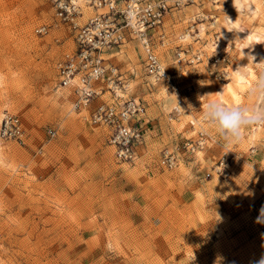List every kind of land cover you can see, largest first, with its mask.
Segmentation results:
<instances>
[{"label": "rangeland", "instance_id": "obj_1", "mask_svg": "<svg viewBox=\"0 0 264 264\" xmlns=\"http://www.w3.org/2000/svg\"><path fill=\"white\" fill-rule=\"evenodd\" d=\"M231 1L172 9L164 18L163 47L152 32L173 88L146 76L141 45V52H130L132 75L106 59L129 83L132 98L146 108L151 99L170 133L169 141L152 146L142 161L121 163L106 130L87 121L88 110L73 109L70 89L59 88L56 65L74 44L68 27L55 25L52 3L0 0V119L5 112L18 115L27 136L25 145L0 139V264H259L264 259V175L251 164L264 152L258 153L256 142L218 153L211 147L195 160L185 157L174 170L158 164L161 149L179 140L189 122H198L190 137L205 127L203 83L196 89V80L201 76L216 84L213 91L228 83L216 80L207 62L223 22L237 19L238 27L264 36V15L238 17ZM79 4L83 24L95 11ZM215 18L224 21L213 27ZM42 25L48 32L36 34ZM230 27L222 30L230 47L226 71L247 64L255 77L260 66L240 52L234 37L244 34L229 32ZM184 49L203 51L204 59L180 68L174 60ZM235 93L240 103L248 102L243 92ZM98 99L111 98L106 93L92 106ZM224 152L233 159L227 179L213 172Z\"/></svg>", "mask_w": 264, "mask_h": 264}, {"label": "built area", "instance_id": "obj_2", "mask_svg": "<svg viewBox=\"0 0 264 264\" xmlns=\"http://www.w3.org/2000/svg\"><path fill=\"white\" fill-rule=\"evenodd\" d=\"M48 1L53 5L55 25H66L72 33L74 44L73 50L64 53L56 65L59 88L70 89L74 97L73 109L80 112L88 110L87 121L106 130L115 159L121 163H134L136 149L144 140L145 108L132 98L129 83L123 79L117 67L106 62L105 55L124 44L127 35L134 36L143 51L146 76L153 83L173 88V78L153 45L152 32L159 31L158 42L163 47L165 35L161 28L166 14L172 9L200 4L203 0H81L83 6L95 11L83 24L79 22L83 16L79 0ZM47 28L42 25L35 29V33L44 35L48 32ZM214 46L207 62L216 80L223 82L225 79L220 76L219 70L226 71L230 47L227 43L221 46L216 43ZM204 56L203 51L190 53L184 49L176 53L174 64L180 68L195 65L202 62ZM106 93L111 99L101 101L91 110L92 101ZM195 123L190 122L191 128ZM48 135L52 138L55 132L50 130ZM0 139L25 145L26 131L18 115L9 112L2 115ZM211 139L208 132L205 134L199 128L194 137L162 149L158 164L166 170H174L184 162L185 157L195 160L198 154L207 149ZM230 155L224 152L213 170L222 179L230 176L233 161Z\"/></svg>", "mask_w": 264, "mask_h": 264}, {"label": "clouds", "instance_id": "obj_3", "mask_svg": "<svg viewBox=\"0 0 264 264\" xmlns=\"http://www.w3.org/2000/svg\"><path fill=\"white\" fill-rule=\"evenodd\" d=\"M233 5L238 12V17L251 16L256 12L264 15V0H257L255 4L253 0H233ZM229 24L231 26L229 32L242 33L246 30L242 26L238 27L236 21L232 22L229 19ZM246 38L254 39L252 35ZM257 65L260 66V70L255 77L250 75L247 65L237 66L235 70L230 68L224 72L219 70L220 76L228 83L222 87L221 92L210 94L218 95L220 98L208 102L205 106L203 121L207 127L202 128V131L207 134L209 130H214L223 146L239 144L245 138V132L254 125L264 126V63ZM226 91L230 94L243 92L248 102L240 103L237 97L236 103L226 104L224 103ZM259 264H264V259Z\"/></svg>", "mask_w": 264, "mask_h": 264}, {"label": "crops", "instance_id": "obj_4", "mask_svg": "<svg viewBox=\"0 0 264 264\" xmlns=\"http://www.w3.org/2000/svg\"><path fill=\"white\" fill-rule=\"evenodd\" d=\"M219 20L224 21V19H219ZM235 20L237 21V19H235ZM226 24L227 23L224 21L223 24L221 25V31L226 29V27H227ZM238 24L241 25L239 22H238ZM164 25H165V23L163 24V26ZM163 26L161 28L162 32H163ZM157 33H159V31H157ZM235 34H237V33H235ZM130 52H133V53L134 52H136V53L141 52V48H140V44H139L138 40L134 36L127 35L125 43L122 44L121 46L111 50L110 52L106 53L105 58L108 61H110V59H111L112 62L118 63L121 66L122 70L127 72L129 75H132L133 73H135V67H134V63L131 62ZM141 53H143V51ZM141 63H142V68L144 69V55H142V62ZM144 72H145V70H144ZM196 81H197L196 85H195L196 89H199V86H200L199 84L201 82H203V84H202L203 88L201 91H202V99L205 101V103H203V101H202V107L200 109L201 112H203L204 111V105L206 106V104L208 102L215 100V96H211V95L203 96L204 95V89L205 90L208 89L211 91L212 94H216V91L218 88H216L215 91H213L212 89L215 88L217 85L210 82L205 77L200 76L199 79ZM147 101H148L146 103L147 108L145 107V105L142 104L143 107L145 108V117H144V121H143L144 140H143L142 145L136 149V154H137L136 161L137 162H139V160L142 161L144 153L148 154L149 151L151 150L152 146H155L157 144H161V142H164L165 140L169 141V139H170L167 137V135L170 136V133L167 132L168 130L165 127V124H163V119L162 118L158 119L159 113H157V111L155 109L156 106H153V107L151 106V103H150L151 99L150 98ZM100 102L98 99L96 101V103H94V106L99 104ZM192 103L190 105L194 106V104H192ZM224 103L232 104L234 102H233V100H231V98H229L228 96H225ZM92 104H91V107H94V106H92ZM205 127H207V126L205 125ZM185 128H186V126H185ZM261 129H262V126L254 125L253 127H251L250 129H248L245 132V138L239 144H236V145L229 144L227 146H223L222 142H220L218 140L214 130H209L208 134L212 138L211 139L212 141L208 145L206 150H209L211 147H213V148H215V151H213V152L218 153L220 151V149H229V148H232V146H233V149L235 151V148L238 149L239 145H241V144L248 146V145H251L252 143L256 142V145L260 146V150H258V153L264 152V133H261ZM164 130H166V132H164ZM193 130H194V128H191V126H188V128L182 132L181 138L179 140H176V142L174 144H171L169 146V148L173 147L177 142H179L181 140L192 138V137H190V135H191ZM162 149H161V151H162ZM233 155H236V153L233 152ZM251 164L253 165L254 168H257V171L260 174L264 175V155H262L258 159L255 158V161L251 162Z\"/></svg>", "mask_w": 264, "mask_h": 264}, {"label": "bare ground", "instance_id": "obj_5", "mask_svg": "<svg viewBox=\"0 0 264 264\" xmlns=\"http://www.w3.org/2000/svg\"><path fill=\"white\" fill-rule=\"evenodd\" d=\"M230 6H231V8L234 10V11H236L237 12V10L235 9V7H234V5H233V0L230 2ZM254 14V13H253ZM214 18V17H213ZM232 22H235L233 19H230ZM220 23H221V21L219 20V19H217V18H215V20L212 22V26L214 27V26H220ZM226 23H227V25H228V27L230 26V24H229V19L228 20H226ZM237 24V23H236ZM237 26H238V24H237ZM231 28V27H230ZM223 32L224 31H221V36H219V39H220V41H219V44L217 43V45H219V46H221V44H223L224 43V41L226 40L225 39V35H223ZM243 34H244V37L241 39V37L239 36L238 38H236V37H234V42H235V44H236V46H237V48L240 50V52L242 53V54H244L245 56H247V58L248 59H250V60H253V62H256V64H258V63H260V59L261 58H264V36H262V35H259L257 32H253V31H244L243 32ZM248 35H252L253 37H254V39H252V40H248L246 37L248 36ZM187 36H184V38H186ZM227 39H229V38H227ZM233 39V38H232ZM232 41V40H231ZM215 47V46H214ZM258 59V60H257ZM247 65V64H246ZM246 65H234L233 67H232V69L233 70H235V68L237 67V66H246ZM247 67H248V70H249V72H250V75L252 76V68L249 66V65H247ZM230 68H228L227 69V71L229 70ZM227 83H225V84H220L219 86H218V89H217V91H216V93H219V92H221V90H222V87L224 86V85H226ZM203 88V87H202ZM210 94H212L211 93V91L210 90H208V89H204V95L203 96H209ZM225 96H228L229 98H231V100H233V101H237V95H236V93L235 92H233V93H229L228 91H226L225 93H224V101H225ZM220 97L217 95V96H215V99H219ZM207 105V104H206Z\"/></svg>", "mask_w": 264, "mask_h": 264}]
</instances>
